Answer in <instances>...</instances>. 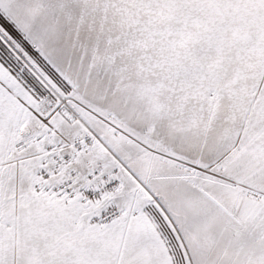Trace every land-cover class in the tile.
<instances>
[{"label": "snow or ice", "instance_id": "1", "mask_svg": "<svg viewBox=\"0 0 264 264\" xmlns=\"http://www.w3.org/2000/svg\"><path fill=\"white\" fill-rule=\"evenodd\" d=\"M0 264H264V0H0Z\"/></svg>", "mask_w": 264, "mask_h": 264}]
</instances>
